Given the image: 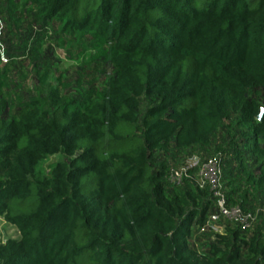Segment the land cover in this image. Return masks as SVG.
Here are the masks:
<instances>
[{
  "label": "trees",
  "instance_id": "obj_1",
  "mask_svg": "<svg viewBox=\"0 0 264 264\" xmlns=\"http://www.w3.org/2000/svg\"><path fill=\"white\" fill-rule=\"evenodd\" d=\"M38 2L44 21L115 43L127 76L82 110L46 101L16 121L0 114V217L20 233L0 244V264H264L263 228L233 223L193 248L212 193L154 163L232 121L221 150L241 177L228 173L229 205L264 206V0Z\"/></svg>",
  "mask_w": 264,
  "mask_h": 264
},
{
  "label": "rangeland",
  "instance_id": "obj_2",
  "mask_svg": "<svg viewBox=\"0 0 264 264\" xmlns=\"http://www.w3.org/2000/svg\"><path fill=\"white\" fill-rule=\"evenodd\" d=\"M41 7L38 0H0V114L7 121L19 120L35 103L46 101H74L80 105L77 109L82 110L100 101L109 84L127 76L119 66L120 54L115 43L101 38L89 27L66 29L53 21H44ZM141 100L144 111L148 102ZM231 122L223 123L207 146L182 149L171 144L167 150L156 152L155 165L165 163L170 180L173 171L191 161L200 165L217 158L228 197L229 171L236 170H232L233 179L241 177L235 157L224 155L221 150L226 134L235 132ZM59 159L60 156H52L45 167ZM193 175L198 178L197 169ZM206 189L211 192L210 185L200 190ZM251 202L246 210L257 217L249 233L264 229V206L259 200ZM234 206L231 202L230 207ZM216 213V208H212L208 218ZM233 227V222L224 219L202 228L195 226L190 244L204 252L217 235L225 236ZM19 239L18 229L0 217V244Z\"/></svg>",
  "mask_w": 264,
  "mask_h": 264
},
{
  "label": "built area",
  "instance_id": "obj_3",
  "mask_svg": "<svg viewBox=\"0 0 264 264\" xmlns=\"http://www.w3.org/2000/svg\"><path fill=\"white\" fill-rule=\"evenodd\" d=\"M195 169L198 170V178L193 175ZM222 179V170L217 158L210 159L200 165L191 161L173 171L170 176L171 183L177 186L183 185L186 180L195 181L199 189H204L207 185L211 186L217 213L211 216L207 223L224 219L238 224L243 230H250L256 220V214L246 212L240 206L230 207L223 189Z\"/></svg>",
  "mask_w": 264,
  "mask_h": 264
},
{
  "label": "water",
  "instance_id": "obj_4",
  "mask_svg": "<svg viewBox=\"0 0 264 264\" xmlns=\"http://www.w3.org/2000/svg\"><path fill=\"white\" fill-rule=\"evenodd\" d=\"M263 115H264V110L262 111L261 115L259 116V120H262Z\"/></svg>",
  "mask_w": 264,
  "mask_h": 264
}]
</instances>
